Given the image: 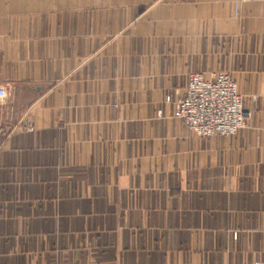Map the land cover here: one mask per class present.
I'll use <instances>...</instances> for the list:
<instances>
[{"label": "crops", "instance_id": "crops-1", "mask_svg": "<svg viewBox=\"0 0 264 264\" xmlns=\"http://www.w3.org/2000/svg\"><path fill=\"white\" fill-rule=\"evenodd\" d=\"M219 72L250 118L195 136ZM0 89V264H264V3L0 0Z\"/></svg>", "mask_w": 264, "mask_h": 264}, {"label": "built area", "instance_id": "built-area-1", "mask_svg": "<svg viewBox=\"0 0 264 264\" xmlns=\"http://www.w3.org/2000/svg\"><path fill=\"white\" fill-rule=\"evenodd\" d=\"M241 3H264V0H239ZM7 99L0 89V103ZM173 117L198 137H231L250 118L244 111L242 100L233 79L223 72L205 79L201 74L188 76L183 94L178 98ZM33 132V126L25 122L21 127Z\"/></svg>", "mask_w": 264, "mask_h": 264}]
</instances>
